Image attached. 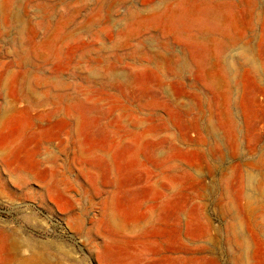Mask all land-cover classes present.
<instances>
[{"label":"rangeland","instance_id":"1","mask_svg":"<svg viewBox=\"0 0 264 264\" xmlns=\"http://www.w3.org/2000/svg\"><path fill=\"white\" fill-rule=\"evenodd\" d=\"M0 264H264V0H0Z\"/></svg>","mask_w":264,"mask_h":264}]
</instances>
